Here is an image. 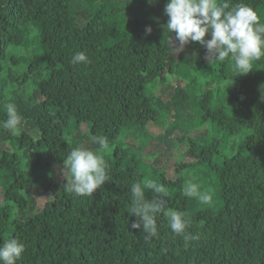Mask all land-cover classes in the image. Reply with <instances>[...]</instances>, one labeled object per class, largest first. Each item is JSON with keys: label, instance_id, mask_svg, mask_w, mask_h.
<instances>
[{"label": "trees", "instance_id": "trees-1", "mask_svg": "<svg viewBox=\"0 0 264 264\" xmlns=\"http://www.w3.org/2000/svg\"><path fill=\"white\" fill-rule=\"evenodd\" d=\"M244 3L264 23V0ZM165 4L0 0V124L8 102L23 117L18 133L0 127V242L25 243L17 264H264V58L235 76L231 57L210 63L199 42L175 57ZM77 51L90 63L70 64ZM97 135L108 180L75 197L63 159L98 148ZM150 178L167 208L190 215L200 239L188 248L163 214L159 239L131 228V184ZM188 179L212 191L211 206L183 195ZM37 189L53 196L42 209Z\"/></svg>", "mask_w": 264, "mask_h": 264}, {"label": "clouds", "instance_id": "clouds-1", "mask_svg": "<svg viewBox=\"0 0 264 264\" xmlns=\"http://www.w3.org/2000/svg\"><path fill=\"white\" fill-rule=\"evenodd\" d=\"M164 13L168 17L167 31L175 33L174 38L169 36L172 54L183 52L190 42H199L206 49L205 59L210 63H222L231 57L235 76L248 73L253 69V61L264 58V23L244 0H166ZM151 31L150 26L146 27V34ZM206 34H210V38L206 39ZM69 63L86 65L90 60L84 51H77ZM261 99L264 100V96ZM4 107L7 118L0 127L18 133L23 124L22 115L12 102ZM91 140L99 147L91 149L78 145L63 159L64 191L75 197L92 196L108 180V164L101 154V150L108 147V138L97 135ZM65 169L70 178L65 177ZM149 190L152 193L150 199L146 196ZM130 193L127 212L136 217L131 228L142 229L144 239L160 238L157 217L161 214L166 217L172 234L182 239L185 248L200 239L198 233L190 231L192 222L188 213L167 208L168 191L158 179L133 182ZM182 193L188 198H196L202 205H212V195L201 189L194 179L184 182ZM25 248V243L18 237L3 240L0 242V264H17Z\"/></svg>", "mask_w": 264, "mask_h": 264}, {"label": "rangeland", "instance_id": "rangeland-1", "mask_svg": "<svg viewBox=\"0 0 264 264\" xmlns=\"http://www.w3.org/2000/svg\"><path fill=\"white\" fill-rule=\"evenodd\" d=\"M264 13V12H263ZM181 53H178V54H174L175 55V57H178L179 55H180ZM193 116H194V114H196L198 111L196 110V106H195V104H194V108H193ZM193 116L192 117H190V120H192V118H193ZM188 120L189 119H187V122H188ZM87 128V126L86 125H83V129H86ZM126 132V131H125ZM123 133L122 134V136L120 137V138H123V137H125L126 136V133ZM146 137V136H145ZM149 136L147 137V139L149 140ZM130 138H128V140H129ZM175 150H177V153H178V155H177V160H175V162H182V161H187V159L185 158V156L183 155V153L181 152L182 150L181 149H175ZM147 151H149L150 153L152 152V148H147L146 149V152ZM189 160H193V158H191V157H187ZM176 170H178V166L176 165L175 166V164H172V161L170 162V165H168V175L169 176H175L176 174H177V171ZM57 174H58V177H61V174H60V171L59 170H57ZM61 180H62V177L60 178ZM210 186H208V188H209ZM211 189H213V190H215V187L214 186H212L211 187ZM36 193H38V195H37V200H38V209H42L44 206H45V203L47 202V201H49V200H51L52 199V194L51 193H49V192H46L45 190H43V189H37L36 191H35ZM209 193H212V191H209ZM2 197H3V194H2V196H0V203L2 202Z\"/></svg>", "mask_w": 264, "mask_h": 264}]
</instances>
